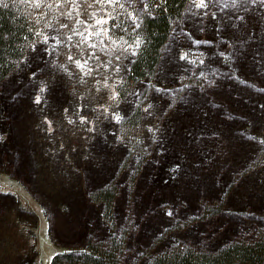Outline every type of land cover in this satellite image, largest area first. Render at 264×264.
I'll use <instances>...</instances> for the list:
<instances>
[{"label": "rangeland", "instance_id": "374dc122", "mask_svg": "<svg viewBox=\"0 0 264 264\" xmlns=\"http://www.w3.org/2000/svg\"><path fill=\"white\" fill-rule=\"evenodd\" d=\"M20 2L41 41L0 84V264L264 240V0H190L129 82L147 0Z\"/></svg>", "mask_w": 264, "mask_h": 264}, {"label": "trees", "instance_id": "16d2710c", "mask_svg": "<svg viewBox=\"0 0 264 264\" xmlns=\"http://www.w3.org/2000/svg\"><path fill=\"white\" fill-rule=\"evenodd\" d=\"M147 2L150 13L142 18L144 23L135 28L125 27L130 37L140 40L128 82L148 77L150 72L153 74L159 61L161 47L190 0H147ZM28 17L20 0H0V84L21 69L26 54L41 41L36 40L38 37L33 32ZM94 199L109 200L111 203L113 197L104 189L98 191ZM108 206L109 212L106 214L109 216L111 206L110 204ZM121 253V240L113 239L110 243L101 246L89 245L86 250L76 254L67 251L56 254L50 264H122ZM234 263L264 264V240L254 247L229 244L215 254L194 252L185 247L172 248L156 255L147 264Z\"/></svg>", "mask_w": 264, "mask_h": 264}, {"label": "snow or ice", "instance_id": "6c2138e0", "mask_svg": "<svg viewBox=\"0 0 264 264\" xmlns=\"http://www.w3.org/2000/svg\"><path fill=\"white\" fill-rule=\"evenodd\" d=\"M137 46H138V45H137ZM184 58H185L184 56H181V59H184ZM71 59H72V57H69V60H71ZM77 64L79 65V61H77ZM80 66L83 67V65H80ZM41 91H43V89H41ZM36 100H37V102H39L40 97L37 96ZM117 119H119V117H117Z\"/></svg>", "mask_w": 264, "mask_h": 264}]
</instances>
